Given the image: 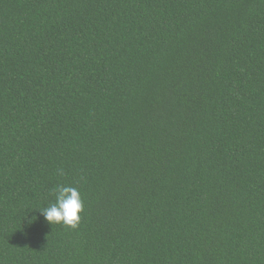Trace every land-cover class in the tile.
I'll return each mask as SVG.
<instances>
[{
  "label": "trees",
  "instance_id": "trees-1",
  "mask_svg": "<svg viewBox=\"0 0 264 264\" xmlns=\"http://www.w3.org/2000/svg\"><path fill=\"white\" fill-rule=\"evenodd\" d=\"M0 264H264V0H0Z\"/></svg>",
  "mask_w": 264,
  "mask_h": 264
},
{
  "label": "clouds",
  "instance_id": "clouds-1",
  "mask_svg": "<svg viewBox=\"0 0 264 264\" xmlns=\"http://www.w3.org/2000/svg\"><path fill=\"white\" fill-rule=\"evenodd\" d=\"M51 195L54 197V202L39 209L40 215L50 225L63 224L76 228L81 219L80 213L83 211V200L79 190L71 185H57L53 188ZM34 217L27 221L29 225L36 221L37 217L33 222Z\"/></svg>",
  "mask_w": 264,
  "mask_h": 264
}]
</instances>
